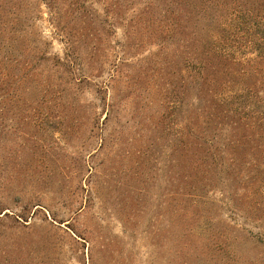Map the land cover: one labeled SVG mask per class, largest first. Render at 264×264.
I'll return each mask as SVG.
<instances>
[{
	"label": "rangeland",
	"instance_id": "1",
	"mask_svg": "<svg viewBox=\"0 0 264 264\" xmlns=\"http://www.w3.org/2000/svg\"><path fill=\"white\" fill-rule=\"evenodd\" d=\"M257 10L0 0V264H264Z\"/></svg>",
	"mask_w": 264,
	"mask_h": 264
},
{
	"label": "trees",
	"instance_id": "2",
	"mask_svg": "<svg viewBox=\"0 0 264 264\" xmlns=\"http://www.w3.org/2000/svg\"><path fill=\"white\" fill-rule=\"evenodd\" d=\"M236 19L244 21L243 16H237ZM253 23H255L254 25L257 26V37H259L261 40H264V11L261 12L257 10V21L254 20ZM257 115L259 117L257 121H259L261 125H257L256 130H254V128H250L251 131L249 133L244 132V134H242L239 138L235 139V141L232 143L233 146H228V149L225 151L234 150V152L237 154H244L248 151V154H251L253 157L264 153V141H262V135H264V112L257 111ZM238 129H240V127L235 128L234 131L237 132ZM254 161L256 162V160Z\"/></svg>",
	"mask_w": 264,
	"mask_h": 264
}]
</instances>
